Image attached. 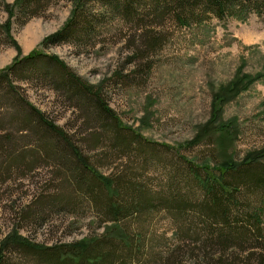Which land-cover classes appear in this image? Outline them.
<instances>
[{"label":"rangeland","instance_id":"obj_1","mask_svg":"<svg viewBox=\"0 0 264 264\" xmlns=\"http://www.w3.org/2000/svg\"><path fill=\"white\" fill-rule=\"evenodd\" d=\"M18 1L0 0V73L34 51L67 63L94 86L124 128L143 138V145L135 143L131 131L120 133L123 140L117 142L111 122L91 118L56 80L43 78L50 68L45 71L40 62L24 64L12 74L19 99L29 101L59 126L91 167L126 187L140 186L151 201L138 217L116 224L107 221L91 198L73 186L71 172L79 166L69 146L34 124L26 128L24 111L6 96L3 84L1 264H46L18 246L2 250L5 239L16 232L32 244L56 248L86 240L106 242L123 231L132 241V252L116 240L113 245L126 264H245L249 251L233 247L224 252L198 218L171 214L161 208V200L170 196L202 200L198 189L174 178L186 169L180 158L215 166L227 159L241 162L264 150V7L247 8L244 14L234 11L225 19L205 14L188 25L165 20L157 31L166 35L150 52L141 38L145 26L138 29L134 22L93 3L87 15L95 24L87 39L44 49V40L70 19L75 0H42L26 13L18 10ZM243 81L245 90L220 105V96ZM220 109L222 116L214 123ZM211 125L215 130L205 131ZM201 138L197 146H190ZM49 147L55 152L48 153ZM170 163L178 164L175 172L180 173L173 174ZM82 177L89 187L99 185L89 172ZM127 197L123 192L122 198Z\"/></svg>","mask_w":264,"mask_h":264},{"label":"trees","instance_id":"obj_2","mask_svg":"<svg viewBox=\"0 0 264 264\" xmlns=\"http://www.w3.org/2000/svg\"><path fill=\"white\" fill-rule=\"evenodd\" d=\"M41 1L19 0L17 8L26 13L31 10V6H39ZM91 3L99 4L118 13L126 21L134 22L138 29L140 26H145V34L142 37L140 34L138 37L145 39L144 47L150 52L155 50L166 35L157 31L166 24L165 20L169 19L180 25H188L202 19L200 17L205 14L225 19L234 11L244 14L247 8L259 10L264 7V0H75V7L68 22L57 33L44 40L41 46L47 49L51 46L73 43L81 38L87 39L91 33L90 26L95 24L93 17L87 15L91 11ZM232 15L234 16V14ZM84 24L85 27L79 30L78 27L84 26ZM147 32V35L151 34L149 38L146 35ZM36 61L44 66L45 71L50 68V71H46L48 73L43 74V78L56 80L59 87L66 91L65 94L74 100L88 116L98 119L99 122L110 121L112 124L110 131L115 133L117 142L123 140L120 133L131 131L135 135V137L133 136L135 143L143 145L140 141L143 138L136 131L123 127L114 110L105 103L100 93L95 91L94 86L84 82L58 56L47 55L44 51H34L27 56L18 58L12 66L0 73V87L6 84L1 89L7 94V97L15 99L21 110L24 111L23 125L27 128L30 127L29 124H34L38 130L51 132L66 146H69V150L79 166L77 172H71L73 186L91 198L97 209H100V214L107 221L116 224L121 223L125 218L141 215L145 211L144 209L150 206L151 198H147V190L145 192L140 186L132 184L126 187L99 173L90 166L88 159L72 144L69 136L59 126L47 120L45 114L26 99L21 102L22 99H19L17 93L18 86L14 84L11 76L12 74L16 75L18 68L22 65ZM242 90H245L244 81L241 84L237 82V85L233 86L228 94L220 96V105L231 101ZM217 112L214 123H217L222 116L221 109ZM217 128L221 129L219 125ZM226 128L227 126L224 125L223 130L229 131L230 127ZM207 130L213 132L215 129L211 125L205 131ZM202 140L203 138L196 140L190 143V146H197ZM122 145L127 148V144L122 143ZM148 145L153 150L152 145ZM47 149L50 154L55 152L52 147ZM180 159L186 169L174 178L185 181L190 189L194 187L198 189L202 200L197 203L188 200L187 197L170 196L168 201L160 199L161 208L178 216L191 215L195 220L198 218L197 221L208 233L212 234L214 241L224 252L233 247L244 253L249 251L251 255L244 261L245 264H250L253 260L255 264H264V228L262 225L264 150L248 154L241 162L227 159L215 166L208 162L196 165L186 158ZM64 166L67 165L64 164ZM176 166L178 164L170 163L168 165L173 174L180 173L175 172ZM83 172H89L92 181L99 185L92 184V187H89L82 177ZM123 192L130 197V200L128 197L122 198ZM115 240L132 252V241L128 242L129 239L125 231L120 234V237H109L106 242L100 241V239L86 240L74 246L56 248L32 244L16 232L5 239L2 250L9 246H18L37 254L46 264H126V262L124 263L125 259L116 254V248L113 245ZM130 257L135 259L132 255ZM2 260L3 257H0V264ZM130 260L132 261V258ZM227 264H237V262H228Z\"/></svg>","mask_w":264,"mask_h":264}]
</instances>
